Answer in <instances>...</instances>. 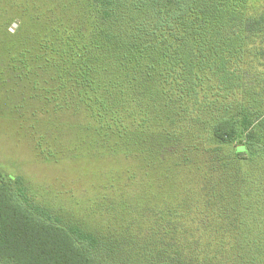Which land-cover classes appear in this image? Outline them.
<instances>
[{"label":"rangeland","instance_id":"1","mask_svg":"<svg viewBox=\"0 0 264 264\" xmlns=\"http://www.w3.org/2000/svg\"><path fill=\"white\" fill-rule=\"evenodd\" d=\"M243 5L248 14L264 10V0ZM139 18L149 19L145 14ZM46 19L50 22L45 25ZM98 28L97 10L89 0H0V174L19 177L24 195L50 216L94 232L107 245L120 242L125 251L111 253L118 262L128 254L132 264H152L153 259L165 264L168 253L179 254L181 264L260 259L264 244L256 249L247 243L252 230L233 218L235 210L228 202L234 190L224 185H234L235 172L255 177L264 167V125L255 123L251 138L248 131L239 130L226 143L211 144L207 122L215 119L216 107L199 96L201 108L189 103L183 110L171 93L174 86L158 81L159 72L165 71L155 60L149 62L156 68L153 73L131 64L104 71V40ZM68 37H75L71 51ZM262 39L264 30L249 37L244 49ZM61 46L63 54L55 55ZM72 50L77 51L74 56ZM245 55L241 86L234 93L223 96L212 79L205 94L208 100L244 103L253 95L252 111L262 112L264 54L251 62L252 68V55ZM146 71L151 73L148 78ZM88 75L95 77L91 87L84 85ZM109 80L119 87L110 90ZM150 82L152 90L162 89L157 101L147 87ZM169 101L175 103L164 107L158 123H142L152 116L154 105L163 107L162 102ZM121 105L127 116L120 128L115 108L109 106ZM162 127L168 136L157 144L152 138ZM124 128L134 133V141L117 136ZM238 145L245 150L238 153ZM165 174L173 181L169 189L157 185L156 179H165ZM188 177L193 178L192 186ZM186 186L192 188L193 198L177 208L176 203L184 202ZM167 191L173 198L170 209L179 210V217L158 214ZM221 192L228 196L225 208ZM209 195L214 198L209 200ZM183 228L193 234L180 233ZM261 231L264 234V227Z\"/></svg>","mask_w":264,"mask_h":264},{"label":"trees","instance_id":"2","mask_svg":"<svg viewBox=\"0 0 264 264\" xmlns=\"http://www.w3.org/2000/svg\"><path fill=\"white\" fill-rule=\"evenodd\" d=\"M89 1L90 5L97 10L101 26L97 33L104 40L102 53L104 71H108L109 68L117 71L122 66L131 64L132 68L145 67L153 73L156 68L149 62L155 60L157 65H162L165 71L164 74L159 72L158 81L168 82L174 86L171 93L177 96L176 101L178 99L179 106L183 110H188L189 103L197 104L196 108H201L199 96L205 99L207 105L215 106V110L221 109L219 115L217 111L213 113L212 116L216 117L211 123L207 122L209 130L207 138L211 144L220 146L235 138L239 130L248 131L246 136L251 138L255 135V123L258 126L264 125V111L260 112L257 109L253 112L251 109L253 95L244 103L238 100L224 102L223 99L217 98L208 100L205 94V89L209 88L212 79L218 86L220 85L218 92L222 91L223 96L226 97L230 90L234 93V88L241 86L243 78L241 63L246 57L245 54H251L253 57L249 62V68L254 67L251 63L254 59L264 54L263 39L259 45L250 46L252 52L249 48L244 49L249 37L264 30V10L255 14L246 13V7L243 4L247 0ZM143 14L149 19L139 18ZM30 18L31 22L36 24L37 16L33 15ZM46 21L47 19L45 25L50 22V20ZM10 24L13 25V23ZM17 27L20 28L19 25ZM244 33L248 34V37L243 35ZM61 39L58 36L56 40L61 43ZM74 39L75 37H68L66 43L68 51L76 48L75 43H72ZM61 49L62 46L55 55H62L63 53H59ZM76 53L77 51L72 50L73 56ZM145 75L148 78L151 73L146 71ZM133 76L132 74L131 77ZM94 78L88 75L84 85L87 86L88 82L91 87L95 82ZM108 84L110 90H116L119 87L118 83H113L111 80ZM152 85L154 84L150 82L147 87L150 88L149 92L155 99L162 89L152 90ZM253 88L250 93H254ZM198 90L201 91V95H198ZM162 103L163 107L154 105L152 116L142 119V123H158L160 112L164 110V107H172L175 102ZM109 107L115 108L116 120L120 128L123 127L122 118L127 116L123 111L126 110L124 105ZM117 136L134 141V133L125 128L123 131H118ZM167 136L168 132L162 127L158 136L152 139L155 143L161 144L163 137ZM206 150L209 151V149ZM244 150L242 145L236 146L238 153ZM182 163L185 164V162ZM150 166L154 168L151 161ZM234 174L235 176L231 179V181L234 179V185H224L229 190L231 187L234 190V197L228 204H233L235 210L233 218L252 230V237L246 240L251 248H256L264 244V234L261 231V227H264V167L255 177L244 176L238 172ZM188 180L191 185L193 178L188 177ZM156 181L157 185L160 183L161 187L167 189L173 182L166 174L165 179L157 178ZM182 181L187 182V179L183 178ZM207 184H210V181H207ZM214 186L215 184L212 188ZM185 190L184 202L179 201L175 207L193 198L189 195L192 188L186 186ZM166 198L168 200L163 201L158 214L168 218L179 217L181 215L179 210L170 209V199L173 198L168 191ZM213 198V195H209V200ZM227 198L228 196L221 192L224 208ZM208 204L207 200L205 206ZM182 230L184 231L180 233L193 234L185 228ZM98 237L94 232L78 224L63 223L58 216H50L43 207L32 203L24 195L19 177L0 174V264H132L131 255L126 254L123 260L118 262L111 254L112 251H125L120 242L113 241L107 245ZM194 242L196 245L199 243L198 240ZM199 244V250H203ZM172 250L175 248L172 247ZM258 255L263 256L257 261L256 258L253 261H244V264H264V253L261 252ZM155 261L156 259H153L152 264H156ZM162 261L165 264L182 263L179 254L171 255L170 253L164 256Z\"/></svg>","mask_w":264,"mask_h":264}]
</instances>
